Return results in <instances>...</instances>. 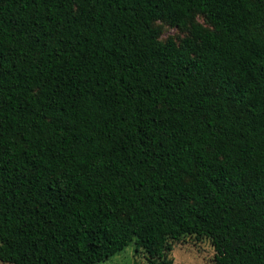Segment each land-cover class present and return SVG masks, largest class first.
Returning a JSON list of instances; mask_svg holds the SVG:
<instances>
[{
  "label": "trees",
  "instance_id": "1",
  "mask_svg": "<svg viewBox=\"0 0 264 264\" xmlns=\"http://www.w3.org/2000/svg\"><path fill=\"white\" fill-rule=\"evenodd\" d=\"M186 236L264 264V0H0V261Z\"/></svg>",
  "mask_w": 264,
  "mask_h": 264
},
{
  "label": "rangeland",
  "instance_id": "2",
  "mask_svg": "<svg viewBox=\"0 0 264 264\" xmlns=\"http://www.w3.org/2000/svg\"><path fill=\"white\" fill-rule=\"evenodd\" d=\"M198 20L205 23L202 17H198ZM158 24L161 27V38L163 40L174 38L180 41L188 34L187 30L171 26L168 23L158 22ZM171 255L174 258L173 264H216V250L208 238L186 236L182 241L174 245ZM137 260L141 264H146L145 259L141 255L136 257L135 244L131 243L121 252L97 264H135ZM0 264L10 263L0 261Z\"/></svg>",
  "mask_w": 264,
  "mask_h": 264
}]
</instances>
